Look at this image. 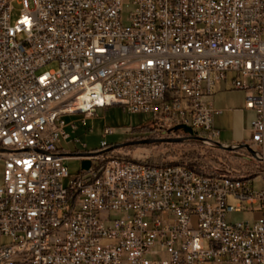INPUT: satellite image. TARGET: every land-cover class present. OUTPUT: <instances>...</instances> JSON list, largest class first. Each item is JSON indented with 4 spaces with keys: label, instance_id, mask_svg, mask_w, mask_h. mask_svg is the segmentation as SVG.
<instances>
[{
    "label": "built area",
    "instance_id": "obj_1",
    "mask_svg": "<svg viewBox=\"0 0 264 264\" xmlns=\"http://www.w3.org/2000/svg\"><path fill=\"white\" fill-rule=\"evenodd\" d=\"M133 6L125 24L123 0H0V264H264L260 179L59 149L66 117L112 106L220 149L211 99L229 80L255 113L229 147L264 173V0ZM71 160L91 167L70 179Z\"/></svg>",
    "mask_w": 264,
    "mask_h": 264
},
{
    "label": "rangeland",
    "instance_id": "obj_2",
    "mask_svg": "<svg viewBox=\"0 0 264 264\" xmlns=\"http://www.w3.org/2000/svg\"><path fill=\"white\" fill-rule=\"evenodd\" d=\"M134 12L133 0H123V17L125 24ZM21 14L19 2L14 4L11 22L14 24ZM57 64L47 66L43 71L56 69ZM242 104L241 94L237 91L218 93L215 97L214 108L223 110L221 115L214 116V127L220 129V135L215 138L216 143H223L229 147L232 142L249 139L244 129L253 114L246 116L228 113L229 108L239 107ZM238 116V117H237ZM85 119V122L83 120ZM69 124L66 132L71 135L69 143H62L59 149L66 154L95 153L136 159L145 162L158 161L163 164L177 163L202 167L217 174L233 173L246 176L249 173L255 178L260 173L258 166L244 159V152L235 153L218 148L196 144L182 131L162 130L151 123L152 116L148 114H130L121 106H112L108 109H99L95 115L77 113L65 118ZM74 125V130L71 128ZM155 127V128H154ZM242 134V137H241ZM139 142H150L140 144ZM108 147L102 148V144ZM132 144V145H128ZM70 179L82 174V161L67 162ZM3 179V161L0 159V185ZM70 180H66L68 184ZM235 204L234 201H229ZM112 216H115L113 214ZM258 216L251 214L233 213L227 219L232 223L253 221ZM0 243L7 246L11 240L4 237Z\"/></svg>",
    "mask_w": 264,
    "mask_h": 264
},
{
    "label": "crops",
    "instance_id": "obj_3",
    "mask_svg": "<svg viewBox=\"0 0 264 264\" xmlns=\"http://www.w3.org/2000/svg\"><path fill=\"white\" fill-rule=\"evenodd\" d=\"M230 91H236V90H233L231 88V85H230V81H226V82H223L219 85V89H218V92L216 93V95L214 97H212L211 101L213 103V107L215 105V97L217 96L218 93H222V92H230ZM238 93L241 94V97H242V104L241 106L239 107H233V108H229V111L228 113L230 114H234V115H239V114H242L243 116H246L248 115L249 113H252L253 114V118L252 119H249L246 123V127L244 129V132L245 134H248V136H250V128H251V123L252 121L255 119V113L252 112V111H249V110H246L245 108V104H246V98H245V93L243 91H237ZM214 110L217 112L216 115H221L224 111L223 110H217L214 108ZM215 115V116H216ZM238 117V116H237ZM220 131L221 133V130L220 129H217ZM241 137H242V134H241ZM244 142H247V140H238V141H234L231 143V145H235V144H241V143H244ZM223 144V143H221ZM224 145V144H223ZM230 145V146H231Z\"/></svg>",
    "mask_w": 264,
    "mask_h": 264
},
{
    "label": "water",
    "instance_id": "obj_4",
    "mask_svg": "<svg viewBox=\"0 0 264 264\" xmlns=\"http://www.w3.org/2000/svg\"><path fill=\"white\" fill-rule=\"evenodd\" d=\"M174 131H182L184 132L186 135H188L189 139H195V140H198V141H203V138H200V137H197V133L194 132L193 129H191L190 127H187V126H177L173 129ZM140 144H149L150 142H139ZM128 145H132V144H128ZM218 147L221 149V150H225V151H235L236 148H233V147H226L222 144H218ZM247 149L253 156H255V152L252 151L248 146L246 145H241L240 146V149ZM91 167V162L90 161H83L82 162V170L83 171H88Z\"/></svg>",
    "mask_w": 264,
    "mask_h": 264
},
{
    "label": "bare ground",
    "instance_id": "obj_5",
    "mask_svg": "<svg viewBox=\"0 0 264 264\" xmlns=\"http://www.w3.org/2000/svg\"><path fill=\"white\" fill-rule=\"evenodd\" d=\"M132 166L133 167H148V163L141 160L132 159ZM176 168H179L181 170H188V165L186 164H175V165H169L164 166V170H175ZM214 179H220V180H228V175L226 174H214ZM253 179H260L261 182H264V173L259 174L255 178H247L246 180H253Z\"/></svg>",
    "mask_w": 264,
    "mask_h": 264
},
{
    "label": "trees",
    "instance_id": "obj_6",
    "mask_svg": "<svg viewBox=\"0 0 264 264\" xmlns=\"http://www.w3.org/2000/svg\"><path fill=\"white\" fill-rule=\"evenodd\" d=\"M151 123H153L152 121H151ZM155 126H157V125H155ZM155 128V127H154ZM204 135L202 134V133H199V137H203ZM194 143H196V144H200V145H202V143L201 142H199L198 140H195V139H193L192 140ZM150 166H169V165H175V164H177V163H166V164H163V163H161V162H158V161H149V162H147ZM214 174H216L217 175V173H214ZM246 176H252V177H254V175H250L249 173H246Z\"/></svg>",
    "mask_w": 264,
    "mask_h": 264
}]
</instances>
